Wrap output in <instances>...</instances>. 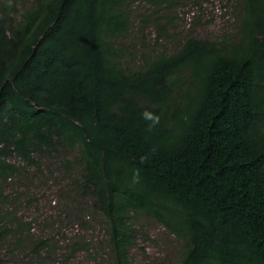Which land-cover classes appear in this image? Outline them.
Segmentation results:
<instances>
[{"label":"trees","instance_id":"trees-1","mask_svg":"<svg viewBox=\"0 0 264 264\" xmlns=\"http://www.w3.org/2000/svg\"><path fill=\"white\" fill-rule=\"evenodd\" d=\"M239 2L232 35L191 32L130 69L114 43L127 0H1L0 197L46 161L105 221L113 264H130L144 221L177 264H264V0Z\"/></svg>","mask_w":264,"mask_h":264},{"label":"rangeland","instance_id":"rangeland-1","mask_svg":"<svg viewBox=\"0 0 264 264\" xmlns=\"http://www.w3.org/2000/svg\"><path fill=\"white\" fill-rule=\"evenodd\" d=\"M153 4L127 0V30L114 43L123 53V64L137 69L144 57L171 54L193 32L198 38L215 39L236 32L239 0H166ZM1 2V0H0ZM33 0H17V7ZM21 166L16 158H11ZM50 169V171L48 170ZM31 173L35 170L31 169ZM42 175L26 180L23 175L6 184L0 197L1 212L12 220V234L0 241L4 264H113L106 224L89 202H73L67 195V176L55 164L41 162ZM77 172V169H76ZM31 175V174H30ZM139 224H141L139 222ZM130 264H177L178 258L165 230L154 221H144ZM21 244L17 245V240ZM47 240L41 253L32 243Z\"/></svg>","mask_w":264,"mask_h":264},{"label":"clouds","instance_id":"clouds-1","mask_svg":"<svg viewBox=\"0 0 264 264\" xmlns=\"http://www.w3.org/2000/svg\"><path fill=\"white\" fill-rule=\"evenodd\" d=\"M142 118L146 121H151V123L149 124V130L151 131L157 124H159V116L153 114L152 112H149L147 110H145L142 114H141ZM142 160L144 159L143 157L141 158ZM134 183H138L139 182V171L137 170V172L134 174Z\"/></svg>","mask_w":264,"mask_h":264}]
</instances>
